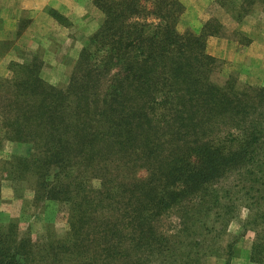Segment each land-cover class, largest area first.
I'll use <instances>...</instances> for the list:
<instances>
[{
  "label": "trees",
  "instance_id": "16d2710c",
  "mask_svg": "<svg viewBox=\"0 0 264 264\" xmlns=\"http://www.w3.org/2000/svg\"><path fill=\"white\" fill-rule=\"evenodd\" d=\"M94 3L105 18L66 87L35 62L0 80L9 139L32 143L17 162L36 177L35 202L70 210L63 237L0 221V264H204L238 201L254 210L250 261L264 264V87L213 79L205 31L177 28L180 0ZM190 202L205 204L181 215ZM177 206L169 235L155 221Z\"/></svg>",
  "mask_w": 264,
  "mask_h": 264
},
{
  "label": "rangeland",
  "instance_id": "374dc122",
  "mask_svg": "<svg viewBox=\"0 0 264 264\" xmlns=\"http://www.w3.org/2000/svg\"><path fill=\"white\" fill-rule=\"evenodd\" d=\"M72 2L73 5H65L61 11H53L55 23L45 26L46 34L39 35L37 50H24L18 58H7L4 61L0 59V80L9 83L15 78H21L25 75L23 64L35 62L45 81L58 87L67 86L84 44L97 32L105 18L104 12L94 0ZM180 2L182 13L177 28L180 32L191 31L196 34L205 31L206 51L216 58L213 79L223 84L232 77L239 88L264 87L262 4L251 5L242 0H214L207 4L204 11H198L192 9L194 3L189 7L187 1ZM76 3L78 8H83V14L79 16H76L78 9L74 10ZM212 30L215 33L207 35ZM255 39L258 43L256 41L253 44ZM10 45L11 43H0V50ZM4 119L0 120V221L4 223L18 219L21 231L31 233L36 239H43L49 232L63 237L69 228L70 210L64 203L35 202L36 177L32 171L23 169L24 166L17 162L20 156L31 154L32 143L11 141L10 130ZM226 127L228 126H222ZM139 174L145 176L146 172L140 170ZM237 180L238 175H232L214 186L231 188ZM207 199H210V195ZM204 204L205 202H190L183 207L182 213L181 206H177L166 213L168 215L158 217L155 223L158 229L171 235L177 230L175 223L180 213L183 215L186 209L196 211L203 208ZM234 208L236 216L230 220L221 240L216 239L215 245L220 243L219 250L215 254H208L204 264H259L250 261L257 233L248 221L254 210L239 201ZM185 220L192 223L190 218L186 217ZM121 221L125 222L123 217ZM192 225L198 229L205 228L204 225L201 228L198 224Z\"/></svg>",
  "mask_w": 264,
  "mask_h": 264
},
{
  "label": "crops",
  "instance_id": "0c3cea01",
  "mask_svg": "<svg viewBox=\"0 0 264 264\" xmlns=\"http://www.w3.org/2000/svg\"><path fill=\"white\" fill-rule=\"evenodd\" d=\"M72 1L0 0V43H11L9 47L7 46V48L0 50V59L4 61L7 58H18V55H21L25 51L37 50L40 41L39 37L46 34L45 26L47 27L48 23H55L53 11H61V9L65 8V5H73ZM185 1L188 2L189 7L194 3L192 9L195 8V10L204 11L207 4L214 0ZM77 3L74 5V10L78 9L76 16H79L83 14V8H78ZM54 32L53 30L52 33ZM256 41L255 39L253 44ZM32 43L34 44L32 45Z\"/></svg>",
  "mask_w": 264,
  "mask_h": 264
}]
</instances>
